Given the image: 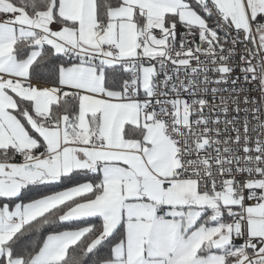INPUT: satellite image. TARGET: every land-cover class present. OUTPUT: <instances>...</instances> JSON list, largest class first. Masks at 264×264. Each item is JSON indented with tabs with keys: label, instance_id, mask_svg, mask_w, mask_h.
<instances>
[{
	"label": "snow or ice",
	"instance_id": "snow-or-ice-1",
	"mask_svg": "<svg viewBox=\"0 0 264 264\" xmlns=\"http://www.w3.org/2000/svg\"><path fill=\"white\" fill-rule=\"evenodd\" d=\"M0 264H264V0H0Z\"/></svg>",
	"mask_w": 264,
	"mask_h": 264
},
{
	"label": "trees",
	"instance_id": "trees-1",
	"mask_svg": "<svg viewBox=\"0 0 264 264\" xmlns=\"http://www.w3.org/2000/svg\"><path fill=\"white\" fill-rule=\"evenodd\" d=\"M45 231H51L47 226H45Z\"/></svg>",
	"mask_w": 264,
	"mask_h": 264
}]
</instances>
